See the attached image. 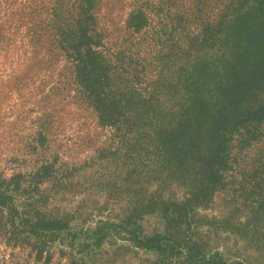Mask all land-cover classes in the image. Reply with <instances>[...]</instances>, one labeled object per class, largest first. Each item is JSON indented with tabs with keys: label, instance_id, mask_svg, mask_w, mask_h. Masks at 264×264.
Returning <instances> with one entry per match:
<instances>
[{
	"label": "rangeland",
	"instance_id": "1",
	"mask_svg": "<svg viewBox=\"0 0 264 264\" xmlns=\"http://www.w3.org/2000/svg\"><path fill=\"white\" fill-rule=\"evenodd\" d=\"M86 39L121 93L115 125L77 79ZM263 103L264 0H0V264H178L125 220L264 264V115L234 123ZM36 218L78 236L38 255L20 223Z\"/></svg>",
	"mask_w": 264,
	"mask_h": 264
},
{
	"label": "trees",
	"instance_id": "2",
	"mask_svg": "<svg viewBox=\"0 0 264 264\" xmlns=\"http://www.w3.org/2000/svg\"><path fill=\"white\" fill-rule=\"evenodd\" d=\"M82 45L85 46V54L77 53L74 57V60H76L77 79L85 88L87 101L95 111L97 122L100 125H115L118 121L121 104V93L117 89L115 76L110 74L109 67L103 63L102 57L92 49L87 39L78 40L73 47L78 49ZM262 115H264V103L250 113L237 118L234 123L240 124L255 120ZM218 137V146L206 163L211 168L213 165H220L226 162V143L222 136ZM5 194V191L0 188V206L11 209ZM197 195L199 199L205 197L204 193ZM188 204L189 201L182 205L172 204L173 210L177 213L187 212L186 208ZM20 223L24 226V231L32 238L33 244L31 246L36 249L38 255H41L43 251H47L44 250V247L50 246L56 240L66 237V235L72 237L78 236L75 231H70L63 221L56 219H24ZM133 223L125 220L114 228L119 227L122 231L126 232L131 241L141 248L160 254L166 252L167 255L172 257H181L177 262L178 264H243L226 261L222 254L216 251L204 255L200 250V245L191 239L180 241L159 233L151 236H141L137 225Z\"/></svg>",
	"mask_w": 264,
	"mask_h": 264
}]
</instances>
